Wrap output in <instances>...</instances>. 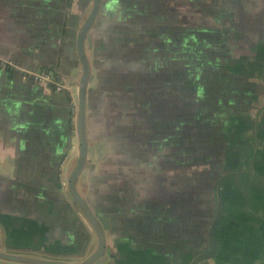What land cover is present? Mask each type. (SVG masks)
Instances as JSON below:
<instances>
[{
    "label": "crops",
    "instance_id": "1",
    "mask_svg": "<svg viewBox=\"0 0 264 264\" xmlns=\"http://www.w3.org/2000/svg\"><path fill=\"white\" fill-rule=\"evenodd\" d=\"M92 2L0 0V243L71 261L97 247L95 232L62 186L77 156L76 43ZM90 33L87 129L93 151L78 188L110 221L108 251L97 263L190 264L209 249L222 202L218 247L207 263L264 264V171L235 169L261 157L251 145L242 156L248 140L264 153V0H103ZM191 36L215 54L196 57L195 74L187 69L188 51L199 50ZM238 42L249 49L238 57L260 71L244 64L247 74H235L240 59L234 65L229 55ZM49 69L66 77L71 93L33 78ZM219 72L233 81L220 86ZM188 81L196 83L195 93L183 84ZM249 90L254 102L246 109ZM191 106L194 118H174L181 148L173 153V111L182 116ZM129 115L137 122L126 133L118 118ZM187 120H200L199 131L217 128L218 143L228 132L234 159L226 160L227 169L220 170L224 151L212 160L200 151L198 132L188 131L194 126L181 125ZM189 162L198 168L190 180ZM173 164L185 168L173 170ZM237 179L240 186H232Z\"/></svg>",
    "mask_w": 264,
    "mask_h": 264
},
{
    "label": "water",
    "instance_id": "2",
    "mask_svg": "<svg viewBox=\"0 0 264 264\" xmlns=\"http://www.w3.org/2000/svg\"><path fill=\"white\" fill-rule=\"evenodd\" d=\"M103 0H93L91 10L81 25L78 35L76 49L81 64L80 77L76 80L78 88L77 93V115L75 122L76 140H77V156L75 164L67 176V192L72 201H74L82 212L85 221L95 232L97 237V247L93 252L83 259L76 261H68L65 259L39 257L28 254L25 250L14 251L6 245L0 244V261L5 264H94L103 258L108 251V240L106 231L110 226V221L102 215H98L92 208L87 198L83 196L78 188V182L82 175L86 174V167L89 162L90 153L93 151L92 145L89 143V135L87 129V111H88V95L90 83L93 80L92 63L87 53V43L92 45L91 29L94 26L101 8ZM222 202L219 211L214 219L209 231V249L197 254L190 264H201L205 260L214 257L217 250V241L215 238L216 228L218 226L221 212Z\"/></svg>",
    "mask_w": 264,
    "mask_h": 264
},
{
    "label": "rangeland",
    "instance_id": "3",
    "mask_svg": "<svg viewBox=\"0 0 264 264\" xmlns=\"http://www.w3.org/2000/svg\"><path fill=\"white\" fill-rule=\"evenodd\" d=\"M208 37V36H207ZM206 36L204 37V38H207ZM190 39H191V42H193L195 45H198V46H200V47H208L209 46V44H207V43H202V40L200 39V38H195V36H191L190 37ZM252 42H254V41H252ZM237 46H239V47H241V48H244V49H241V48H239V47H237V51H234V50H232V52H231V54L229 55V58H231V61L234 63V65L237 63V62H239V59H240V56L238 57V54H239V51H242V50H249V49H245V45L243 44V43H241V42H238L237 43ZM204 52H209V51H204V50H201V51H196V52H192V56H193V54H195L193 57H199V56H201L202 54ZM217 55H219V52H217ZM240 55V54H239ZM252 57H254L255 56V53L254 52H252ZM187 62H190V59H187ZM233 65V66H234ZM235 70H234V72H235V74H237L238 76H242V75H246L247 73L245 72V74H244V71L243 70H241V69H238L236 66H235ZM245 70H247V69H245ZM220 76H222V78L223 77H225L226 75H227V73H224V72H219L218 73ZM247 78V77H246ZM250 78V77H249ZM233 81V78H230V79H220V80H218V82H219V84H220V86H223L224 84H226L227 82H232ZM233 83H231V85H232ZM210 83L209 84H206V86L210 89L211 87H210ZM253 88V87H252ZM202 93H204V92H202ZM252 94H253V91H248L247 92V101H246V103H245V105H248L247 106V108L246 109H249L250 108V104L252 103L253 104V102H252V100H251V98H252ZM204 95L207 97V95L208 96H210V94H206V93H204ZM205 112H207V111H205L204 109H203V113H205ZM198 124H200V120H197V121H192V120H187V121H183L182 122V126H186V125H191V126H194L193 128H190L188 131H189V133H195V132H198V138H197V142H198V144H202V142H203V146L202 147H200V151H203L205 154H207V155H209V156H211L210 157V160H212V158L215 156V155H219V156H222V152L224 151L225 153H224V159H225V163H224V166L223 167H221L220 168V170H222V171H224L225 169H227L226 168V160H229V162H231L232 161V159H234V156H233V154L232 153H229L230 151L228 150V141H227V139H228V136H229V134H227L228 132L227 131H225V136H224V138H223V141L220 143V141H219V143H218V138H219V133H218V130H217V128H216V130H212L211 131V129L210 128H208L207 126H204V128L201 130V131H199L200 129H197V127H195V126H199ZM207 125H210V124H208V123H206ZM263 124H264V121H263ZM228 126V125H227ZM200 127V126H199ZM260 128V127H259ZM263 130H264V128H263ZM258 133H259V130H258ZM257 133V136L259 135ZM218 136V137H217ZM259 137V136H258ZM249 142L248 143H243L244 145H245V147H246V149L245 150H243L242 152H243V156L244 157H247L248 155H245L246 153H249L250 152V145L251 146H253V145H255V143L253 142V140L252 141H250V140H248ZM225 142V144H223ZM253 142V143H252ZM194 147V146H193ZM248 147V148H247ZM194 149H198V148H194ZM253 150L255 151V153H257V152H260V150L258 149V147H253ZM188 156H191L192 157V160H196V159H194L195 158V156H193V155H191V154H193V150H189L188 151ZM245 153V154H244ZM258 156H259V154H258ZM260 156L261 157H257L258 158V163L257 164H254V163H252L251 161H249L248 162V164L247 163H244L243 165H242V167H238L239 165H236L237 166V168H235L236 170H238V169H240V171H242V170H244V169H250V170H252V171H258V169H262L263 171H264V153H260ZM223 158H222V160H223ZM250 157H248L247 159L246 158H241V160H243V159H246V160H250L249 159ZM192 162V161H191ZM195 162V161H194ZM204 168L205 167H207L208 166V164H207V162H205L204 164ZM232 165H233V163H230L229 164V170H233L234 169V165H233V169H231L232 168ZM261 166H262V168H261ZM188 167H189V169H198L197 168V163H190L189 162V165H188ZM207 170H205V172H206ZM236 172V171H235ZM231 185L232 186H235V187H239L240 186V183H239V181H238V179L237 180H235L234 181V183H231ZM260 185V184H259ZM115 201V199H113V202ZM115 218V215H113V219ZM101 262L102 261H100L99 263H97V262H95L94 264H101Z\"/></svg>",
    "mask_w": 264,
    "mask_h": 264
},
{
    "label": "trees",
    "instance_id": "4",
    "mask_svg": "<svg viewBox=\"0 0 264 264\" xmlns=\"http://www.w3.org/2000/svg\"><path fill=\"white\" fill-rule=\"evenodd\" d=\"M201 50L209 51V52H204V53L202 52L203 53L202 54V57H204V59L211 60L212 58L215 57V54L213 56V52H210V48L209 47H200L199 46V50L198 51H201ZM192 52L193 53L196 52L195 48L193 50H191V51H188V55H187V59H190V61H191V62H188V64H187V69H188V73L189 74L190 73H194L195 74V71L197 72V70L195 69L196 57H193L195 54H193V56H192ZM199 65H201V64L199 63ZM50 71H51V69L47 70V72H50ZM191 71H193V72H191ZM183 84L187 86L186 89H188V92L189 93H193L195 90H197L196 89V83L194 81H188V82L183 83ZM190 103H191V100L189 98V104ZM190 105H194V104H190ZM176 113H178V114H176ZM176 113L173 111V123H172V137H173V141H172V151H173V153L179 152V150L181 148L180 143H179L180 131L177 128V126L175 125V123H174V118L175 117L182 118V119L194 118L196 116V113L197 112H196L195 106L194 107L191 106L190 108L186 109V111H182V113H183L182 116L180 115L181 111L178 110ZM136 120L137 119L134 118L132 115H129L127 117H120V118H118V121L123 124L124 131L126 133L132 132V130L135 128L134 126H135V123L137 122ZM174 138H176V139H174ZM128 143H130V139H128ZM180 165L183 167V169L185 168L183 166V164H180ZM180 165L173 164V166H172L173 167V170H174V168L177 169V168L181 167ZM187 168H188L187 169L188 170L187 176H188V178L190 180V177L192 178V176H194V173L197 170H195V169H189V167H187ZM204 177H206V175ZM187 186H191V185L188 183ZM204 187L205 188L207 187L206 186V183H205V186ZM207 261L208 260H205L201 264H208Z\"/></svg>",
    "mask_w": 264,
    "mask_h": 264
},
{
    "label": "built area",
    "instance_id": "5",
    "mask_svg": "<svg viewBox=\"0 0 264 264\" xmlns=\"http://www.w3.org/2000/svg\"><path fill=\"white\" fill-rule=\"evenodd\" d=\"M1 63L4 66H10V67L15 66V64L11 61L8 62L2 61ZM33 78L39 83L48 84L56 91L59 92L65 91L71 93L70 82L66 79V77H63L58 71L55 72V74H52L51 72H47V71H37L33 73ZM77 108H78L77 98H72V112L75 121L77 115ZM62 186L64 190L67 191V177L63 179Z\"/></svg>",
    "mask_w": 264,
    "mask_h": 264
},
{
    "label": "flooded vegetation",
    "instance_id": "6",
    "mask_svg": "<svg viewBox=\"0 0 264 264\" xmlns=\"http://www.w3.org/2000/svg\"><path fill=\"white\" fill-rule=\"evenodd\" d=\"M259 58V57H258ZM244 64H247V66H248V68L250 69V70H252V71H254V70H257V71H260V69L259 68H257V67H259V66H257V67H255V65H253V63L247 58V57H244V56H242L241 58H240V64H237V68L238 69H245L244 68ZM257 65V64H256ZM263 70V69H262ZM258 73H260V74H262L261 72H258ZM253 109V108H252ZM253 139V138H252ZM254 140V139H253ZM252 147V149H253V147L254 146H251ZM251 147H250V149H251ZM245 154V153H244ZM248 154H250V152L249 153H246V155H248ZM258 155V154H260V152H257V153H255V155ZM242 156H243V152H242ZM0 244H2V245H6L5 247H7V248H11V249H15L14 251H18V250H25V252H27L28 254H31V255H35V256H39V257H46V255L45 254H39V252H40V249H37V248H31V247H27V246H15V245H12V244H9V243H6V242H1ZM51 258H55V257H53V256H50ZM58 259H62V258H58ZM63 259H65V260H68V261H71V260H69V259H66V258H63ZM76 261V260H75ZM97 262V261H96Z\"/></svg>",
    "mask_w": 264,
    "mask_h": 264
}]
</instances>
